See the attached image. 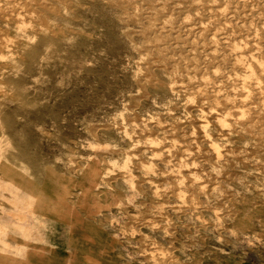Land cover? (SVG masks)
Segmentation results:
<instances>
[{
    "label": "rangeland",
    "instance_id": "1",
    "mask_svg": "<svg viewBox=\"0 0 264 264\" xmlns=\"http://www.w3.org/2000/svg\"><path fill=\"white\" fill-rule=\"evenodd\" d=\"M225 1L0 0V186L41 189L65 202L75 225L74 239L61 226L33 237L22 264H39L36 252L51 264H264V0ZM9 195L0 191V210ZM56 217L36 226L50 229ZM84 220L95 242L84 239ZM14 242L4 245L15 251Z\"/></svg>",
    "mask_w": 264,
    "mask_h": 264
},
{
    "label": "bare ground",
    "instance_id": "2",
    "mask_svg": "<svg viewBox=\"0 0 264 264\" xmlns=\"http://www.w3.org/2000/svg\"><path fill=\"white\" fill-rule=\"evenodd\" d=\"M14 1H16V0H14ZM225 1V0H224ZM261 1V0H260ZM18 2V1H17ZM225 2H227V1H225ZM240 2H242V1H240ZM243 2H244V0H243ZM242 2V3H243ZM38 3H40V2H38ZM6 4V3H5ZM228 4V3H227ZM244 4V3H243ZM0 5H1V3H0ZM224 5H226V4H224ZM256 5V4H255ZM12 8V7H11ZM200 8V7H199ZM217 9H219L218 7H216ZM215 8V9H216ZM159 9V8H158ZM208 9H210V8H208ZM214 8H213V10H215ZM216 9V11L217 12H219L218 10ZM212 10V9H211ZM224 11V10H223ZM192 12V11H191ZM209 12L211 13V11L209 10ZM213 12V11H212ZM220 12H222V10L220 11ZM242 12V11H241ZM24 13V12H23ZM20 14V13H19ZM30 14V13H29ZM42 14V13H41ZM131 14V13H130ZM171 14V13H170ZM220 14V13H219ZM222 14V13H221ZM220 14V15H221ZM16 15V14H15ZM39 15V14H38ZM134 15V14H133ZM165 15V14H164ZM237 15V14H236ZM250 15V14H249ZM261 15V14H260ZM17 16V15H16ZM184 16V15H183ZM211 16V15H210ZM224 16V15H223ZM222 16V17H223ZM238 16V15H237ZM9 17V16H8ZM165 17V16H164ZM215 17V16H214ZM221 17V16H220ZM220 17H218L219 18V20H220ZM11 17H9V19H10ZM19 18V17H18ZM17 18V19H18ZM163 18V17H162ZM168 18V17H167ZM170 18V17H169ZM23 19V18H22ZM146 19V18H145ZM164 19V18H163ZM215 19V18H214ZM248 19V18H247ZM252 19V18H251ZM8 20V19H7ZM219 20H218V22H219ZM238 20H239V18H238ZM258 20V19H257ZM9 21V20H8ZM23 21V20H22ZM29 21H30V19H29ZM127 22V21H126ZM221 22H224V21H221ZM243 22V21H242ZM25 23V22H24ZM32 23V22H31ZM136 23V22H135ZM187 23V22H186ZM17 24V23H16ZM23 24V23H22ZM188 24H189V22H188ZM198 24V23H197ZM211 24H213L212 22H211ZM19 25V24H18ZM27 25V24H26ZM29 25V24H28ZM47 25V24H46ZM160 25V24H159ZM193 25V24H192ZM203 25V24H202ZM206 25V24H205ZM220 25V24H219ZM218 25V26H219ZM224 25V24H223ZM222 25V26H223ZM226 25V24H225ZM224 25V26H225ZM246 25V24H245ZM177 26V25H176ZM186 26V25H185ZM200 26V25H199ZM213 26V25H212ZM254 26V25H253ZM264 26V25H263ZM20 27H23L22 25H19L18 26V28H20ZM30 27V26H29ZM28 27V28H29ZM162 27V26H161ZM161 27H157V28H161ZM189 27V26H188ZM202 27V26H201ZM186 28V27H185ZM219 28V27H218ZM228 29V28H227ZM263 29H264V27H263ZM26 30V29H25ZM168 29H166V31H167ZM190 30V29H189ZM207 30V29H206ZM215 30H216V28H215ZM214 30V31H215ZM231 30V29H230ZM249 30V29H248ZM185 31V30H184ZM197 31H198V29H197ZM209 31V30H208ZM227 31V30H226ZM232 31V30H231ZM252 31V30H251ZM156 32H158V29L156 30ZM201 32H202V30H201ZM225 32V31H224ZM264 32V31H263ZM174 33V32H173ZM190 33V32H189ZM196 33V32H195ZM222 33V32H221ZM252 33V32H251ZM254 33V32H253ZM257 33V32H256ZM176 34V33H175ZM212 34V33H211ZM210 34V35H211ZM215 34V32L212 34V36ZM225 34H227V32L225 33ZM224 34V35H225ZM248 34V33H247ZM264 34V33H263ZM262 34V35H263ZM159 35V34H158ZM223 35V34H222ZM228 35V34H227ZM231 35H232V33H231ZM246 35V34H245ZM226 36V35H225ZM243 36V35H242ZM248 36V35H247ZM251 36V35H250ZM254 36H256V34L254 35ZM257 36H258V33H257ZM260 36V35H259ZM264 36V35H263ZM174 37V36H173ZM183 37V36H182ZM215 37V36H214ZM218 36H216V38H217ZM227 37V36H226ZM233 37V36H232ZM240 37V36H239ZM5 38V37H4ZM6 38H8V37H6ZM251 38H252V36H251ZM264 38V37H263ZM217 39H219V38H217ZM236 39H238V38H236ZM248 39H250V38H248ZM247 39V40H248ZM252 39H254L255 40V38H252ZM5 40H7V39H5ZM12 40H13V38H12ZM213 40H215V39H213ZM243 40V39H242ZM258 40V39H257ZM264 40V39H263ZM216 41V40H215ZM229 41V40H228ZM237 41H239V39L237 40ZM244 41V40H243ZM246 41V40H245ZM250 41H251V39H250ZM249 41V42H250ZM6 42V41H5ZM221 42V40L219 41V43ZM236 42V41H235ZM247 42V41H246ZM248 42V43H249ZM7 43V42H6ZM193 43V42H192ZM218 43V42H217ZM218 43V44H219ZM232 43H233V40H232ZM248 43H246V44H248ZM254 43V42H253ZM252 43V44H253ZM259 43V42H258ZM3 44H4V42H3ZM238 44H239V42H238ZM240 44H241V42H240ZM243 44V43H242ZM246 44H243V45H246ZM14 45V44H13ZM216 45V44H215ZM221 45V44H220ZM236 45V44H235ZM249 45V44H248ZM254 45V44H253ZM212 46V45H211ZM238 46H242V45H238ZM255 46V45H254ZM198 47V46H197ZM201 47V46H200ZM243 47V46H242ZM194 48V47H193ZM206 48V47H205ZM245 48V47H244ZM243 48V49H244ZM248 48V47H247ZM256 48H257V46H256ZM8 49V48H7ZM212 49V48H211ZM210 49V50H211ZM242 49V50H243ZM240 50H241V47H240V49H239V51L237 52V50H236V52L237 53H239L240 52ZM8 51H9V49H8ZM207 51V50H206ZM212 51V50H211ZM251 51H252V49H251ZM256 51V50H255ZM214 52V51H213ZM263 52V51H262ZM217 53V52H216ZM228 53V52H227ZM245 53V52H244ZM252 53V52H251ZM260 53V52H259ZM264 53V52H263ZM148 54V53H147ZM193 54H194V52H193ZM230 54V53H229ZM242 54V53H241ZM246 54H248V53H245V55ZM254 54V53H253ZM253 54H251L252 56H249L250 58L249 59H251L250 61H253L254 59H255V57H253ZM145 55V54H144ZM207 55V54H206ZM228 55V54H227ZM231 55H232V53H231ZM230 55V56H231ZM236 55V54H235ZM249 55V54H248ZM248 55H247V57H248ZM13 56V55H12ZM205 56V55H204ZM233 56V55H232ZM237 57V56H236ZM240 57V56H239ZM242 57V56H241ZM244 57V56H243ZM258 57V56H257ZM259 58V57H258ZM157 59V58H156ZM232 59H234V57L232 58ZM236 59H238V58H235L234 60L236 61ZM248 59V58H247ZM160 60V59H159ZM192 60V59H191ZM220 61H221V58L219 59ZM238 60H241V58H239ZM256 60H257V58H256ZM255 60V61H256ZM250 61H248L249 63H250ZM255 61H253V62H251V63H254ZM258 61V60H257ZM256 61V62H257ZM263 61V60H262ZM141 62V61H140ZM151 62V61H150ZM192 62V61H191ZM222 62V61H221ZM245 62V61H244ZM259 62V61H258ZM236 63V62H235ZM240 63V62H239ZM241 63H243V62H241ZM184 64V63H183ZM248 64V63H247ZM257 64H260V63H257ZM257 64L255 65V66H257ZM172 65V64H171ZM238 65V64H237ZM244 65V64H243ZM246 65V64H245ZM251 65V64H250ZM148 66V65H147ZM179 66V65H178ZM239 66V65H238ZM247 66V65H246ZM252 66H254V65H252ZM262 66H264V61H263V64H262ZM145 67H146V65H145ZM184 67V66H183ZM241 67V66H240ZM245 67V66H244ZM250 67V66H249ZM258 67V66H257ZM237 68H239V67H237ZM243 68V67H242ZM254 68V67H253ZM259 68V67H258ZM257 68V69H258ZM255 69V68H254ZM261 70L263 69V68H260ZM236 70V69H235ZM248 70V69H247ZM259 70V69H258ZM264 70V69H263ZM254 71H256V70H252V72L251 73H255ZM137 73V72H136ZM175 73V72H174ZM173 73V74H174ZM180 73V72H179ZM234 73V72H233ZM241 73V72H240ZM243 73H246V72H243ZM250 73V72H249ZM257 74H258V71L256 72ZM202 74V73H201ZM214 74H216V73H213V75ZM237 74V73H236ZM257 74H254V75H256L257 76ZM142 75V74H141ZM149 75V74H148ZM188 75V74H187ZM244 75H246V74H244ZM249 74H247V77L248 78H252L253 77V75H252V77L249 75ZM135 76V75H134ZM173 76V75H172ZM179 76H181V75H179ZM211 76H212V74H211ZM241 76V75H240ZM154 77H155V75H154ZM170 77V76H169ZM213 77V76H212ZM214 77H215V75H214ZM217 77V76H216ZM261 77V76H260ZM260 77L258 78V80L260 79ZM243 78H245L244 80H243ZM264 78V77H263ZM145 79V78H144ZM172 79V78H171ZM211 81H212V79H210ZM242 80L245 82V81H248L247 80V78H246V76L245 77H242ZM253 80H254V77H253ZM237 81V80H236ZM240 81V80H239ZM242 81V82H243ZM255 81V80H254ZM261 81V80H260ZM144 82V81H143ZM143 82H141V83H143ZM156 82V81H155ZM191 82V81H190ZM241 82V81H240ZM243 82V83H244ZM264 82V81H263ZM172 83V82H171ZM187 83V82H186ZM201 83V82H200ZM238 83V82H237ZM243 83H241V85L243 84ZM247 83V82H246ZM246 83L245 84H243V86L244 85H246ZM251 83V82H250ZM255 83V82H254ZM260 83H262V81L260 82ZM256 84V83H255ZM172 85V84H171ZM173 85H174V83H173ZM176 85V84H175ZM178 85H180V84H178ZM200 85V84H199ZM198 85V86H199ZM206 85V84H205ZM248 85V84H247ZM246 85V87H244L245 89L247 88V87H249V86H247ZM252 86H254V84H251ZM256 85H258V84H256ZM260 85V84H259ZM258 85V86H259ZM264 85V84H263ZM177 86V85H176ZM181 86V85H180ZM197 86V90H198V87ZM242 86V87H243ZM172 87V86H171ZM174 87V86H173ZM172 87V88H173ZM179 87V86H178ZM178 87H177V89H178ZM201 87V86H200ZM241 87V86H240ZM241 87V88H242ZM251 87V86H250ZM255 87V86H254ZM174 88H176V87H174ZM181 88V87H180ZM194 88H195V85H194ZM221 88H223V87H221ZM199 89H201V88H199ZM203 89V88H202ZM218 88H216V90H214V91H218L217 90ZM238 89V88H237ZM245 89H243V91H246ZM247 89H249V88H247ZM256 89V88H255ZM210 90H211V87H210ZM213 90L212 91H210V92H213ZM220 90V89H219ZM262 90V89H261ZM175 91H177V90H175ZM200 91V93H201V90H199ZM199 91H198V93H199ZM231 91V90H230ZM242 91V90H241ZM255 91H257V90H255ZM173 92V91H172ZM206 92H207V90H206ZM209 92V93H210ZM222 92V91H221ZM223 92H224V90H223ZM233 92V91H232ZM240 92V91H239ZM1 93V92H0ZM199 93V94H200ZM208 93V92H207ZM219 93H220V91H219ZM219 93H218V95H219ZM225 93H227V91L225 92ZM224 93V94H225ZM244 93H246L245 94V96L246 95H248V93L247 92H244ZM264 93V92H263ZM203 94V93H202ZM201 94V95H202ZM206 94V93H205ZM211 94V93H210ZM214 94V92L211 94V95H213ZM223 94V95H224ZM228 94V93H227ZM231 94V93H230ZM249 94H252V93H249ZM3 95V94H2ZM181 95V94H180ZM197 95V94H196ZM215 96H218L217 94H214ZM213 95V96H214ZM222 95V94H221ZM233 95V94H232ZM202 96H204V95H202ZM208 96H209V94H208ZM214 96V97H215ZM229 96H231V95H229ZM244 96V95H243ZM242 96V97H243ZM244 96V97H245ZM225 97V96H224ZM233 97V96H232ZM236 97V96H235ZM247 97V96H246ZM251 98V96H249L248 95V98ZM256 97V96H255ZM202 98H204V97H202ZM206 98V97H205ZM204 98V99H205ZM212 99H213V97H211ZM210 98V99H211ZM227 98V97H226ZM230 98V97H229ZM236 98H238V97H236ZM223 99V101H224V98H222ZM228 99V98H227ZM258 99V98H257ZM261 99V98H260ZM214 100V99H213ZM226 100V99H225ZM229 100V99H228ZM227 100V101H228ZM233 100H235V99H233ZM241 100L242 99H240V100H237V101H239V103L241 102ZM189 101H190V99H189ZM195 101V100H194ZM220 101V100H219ZM244 101H246L247 102V100H245L244 99ZM255 101H256V99H255ZM259 101V100H258ZM203 102V101H202ZM205 102H206V100H205ZM212 102V101H211ZM210 102V103H211ZM230 102H231V99H230ZM229 102V103H230ZM245 102V103H246ZM251 102V101H250ZM253 102V101H252ZM214 103V102H213ZM238 103V102H237ZM237 104V105H240V104ZM248 103H249V100H248ZM202 104V103H201ZM205 104H207V102L205 103ZM226 104V103H225ZM228 104V103H227ZM190 105V104H189ZM237 105H235V106H237ZM251 105V104H250ZM250 105H248V106H246V107H248L249 109H250ZM260 105V104H259ZM202 106V105H201ZM206 106V105H205ZM233 106H234V104H233ZM222 107H223V105H222ZM229 105H228V108L227 109H229ZM221 108V107H220ZM232 108V107H231ZM240 108V107H239ZM242 108V107H241ZM244 108V110H246L247 108H245V107H243ZM242 108V109H243ZM261 108H264V107H261ZM226 109V110H227ZM200 111H203V110H201V108L199 109ZM206 110V109H205ZM208 110V109H207ZM225 110V111H226ZM231 110V109H230ZM229 110V112H227V113H232V111H230ZM234 111H235V108H234ZM240 111V113L241 114H243V110H242V112H241V110H239ZM239 111L237 112V113H239ZM222 112V111H221ZM236 112V111H235ZM245 112V111H244ZM204 112H201V114L200 115H202ZM246 113V112H245ZM257 113V112H256ZM209 114H210V112H209ZM214 114V113H213ZM223 115L222 116H224V113H222ZM228 115V114H227ZM227 115H225L226 117H227ZM236 115V114H235ZM234 115V116H235ZM238 115V114H237ZM249 115V114H248ZM203 116V115H202ZM210 116H212L211 114H210ZM217 116V115H216ZM216 116H213L214 118L216 117ZM224 116V117H225ZM239 116V115H238ZM241 116V115H240ZM242 116H244V114L242 115ZM191 117V116H190ZM207 117V116H206ZM205 117V118H206ZM231 118V115L230 116H228L227 118ZM202 118V117H201ZM200 118V119H201ZM210 118V117H209ZM218 118H220L221 119V116L220 117H218ZM217 117H216V119H218ZM239 118V117H238ZM245 118V117H244ZM198 119V118H197ZM240 119H241V117H240ZM239 119V120H240ZM204 120H206V119H203V122H204ZM208 120V119H207ZM225 120V119H224ZM224 120H222L221 122H219L218 120V122L219 123H225L226 121H224ZM232 120V119H231ZM257 120V119H256ZM158 121V120H157ZM156 121V122H157ZM200 121V120H199ZM202 121V120H201ZM200 121V122H201ZM211 121V120H210ZM233 121V120H232ZM242 121V120H241ZM254 121V120H253ZM133 122V121H132ZM143 122V121H142ZM206 122V121H205ZM228 122V121H227ZM239 122V121H238ZM147 123V122H146ZM162 123V122H161ZM233 123H235V122H233ZM237 123V122H236ZM243 123V122H242ZM158 124V123H157ZM160 124V123H159ZM206 124H208V123H205V125ZM216 124H218V123H216ZM252 124V123H251ZM125 125H126V123H125ZM161 125V124H160ZM160 125H158V127L160 126ZM197 125V124H196ZM202 125H203V123H202ZM221 125V124H220ZM219 124H218V126H220ZM238 125H239V123H238ZM123 126H124V124H123ZM146 126H148V125H146ZM145 126V127H146ZM164 126V125H163ZM162 125L160 126V128L162 127V128H164ZM207 126V125H206ZM209 126H211V125H208V127ZM222 126V125H221ZM220 126V127H221ZM234 126V125H233ZM246 126H248V125H246ZM199 126H197V128H198ZM226 127V126H225ZM225 127H221V128H225ZM161 128V129H162ZM182 128V127H181ZM249 128V127H248ZM98 129H100V128H98ZM164 129H166V128H164ZM227 129V128H226ZM242 129V128H241ZM122 130H123V128H122ZM205 130V129H204ZM225 130V129H224ZM124 131V130H123ZM126 131V130H125ZM124 131V132H125ZM129 131V130H128ZM197 131V130H196ZM195 131V132H196ZM206 131V130H205ZM215 131V130H214ZM213 131V132H214ZM226 131V130H225ZM127 132V131H126ZM132 132V131H131ZM166 132V131H165ZM171 132V131H170ZM195 132H193V133H195ZM201 132V131H200ZM224 132V131H223ZM237 132V131H236ZM175 133V132H174ZM201 133H203V132H201ZM215 133H217V132H215ZM227 133H229V132H227ZM204 134V133H203ZM155 135H157V134H155ZM166 135V134H165ZM191 135V134H190ZM220 135H222V134H220ZM160 136V135H159ZM194 136H195V134H194ZM209 136V135H208ZM214 136V135H213ZM228 136H229V134H228ZM128 137V136H127ZM205 137H206V135H205ZM210 137V136H209ZM218 137H219V135H218ZM147 138V137H146ZM163 138H164V136H163ZM225 137L223 136V139H224ZM156 139H157V136H156ZM226 139V138H225ZM139 140V139H138ZM209 140V139H208ZM220 140V139H219ZM152 141V140H151ZM203 141V140H202ZM149 142V141H148ZM167 142H169V141H167ZM194 142V141H193ZM150 143V142H149ZM154 144H155V142H153ZM172 143H174V142H172ZM219 143V142H218ZM152 144V143H151ZM255 144V143H254ZM262 144V143H261ZM136 145V144H135ZM157 145V144H156ZM219 145V144H218ZM151 146V145H150ZM155 146V145H154ZM163 146V145H162ZM164 146H165V144H164ZM229 146V145H228ZM108 147V146H107ZM152 147V146H151ZM157 147V146H156ZM158 147H160V145H158ZM157 147V148H158ZM169 147V146H168ZM210 147H212V146H210ZM258 147V146H257ZM156 148V149H157ZM146 149V148H145ZM149 149V148H148ZM151 149V148H150ZM178 149V148H177ZM185 149V148H184ZM187 149V148H186ZM0 150H2V149H0ZM164 150H165V148H164ZM180 150H182V148L180 149ZM217 150V148H215L214 149V152ZM151 151V150H150ZM162 151H163V149L161 150V152H159V153H162ZM220 151V150H219ZM218 151V152H219ZM137 152V151H136ZM164 152H166V151H164ZM170 152V151H169ZM168 152V150H167V154L168 155H171L170 153ZM184 152V151H183ZM199 152V151H198ZM205 152V151H204ZM203 152V153H204ZM129 153V152H128ZM156 153L158 154V152L156 151ZM221 153V152H220ZM262 153V152H261ZM131 154L132 153H130V156H131ZM137 154V153H136ZM156 154V155H157ZM165 155H166V153H164ZM219 154V153H218ZM225 154V153H224ZM140 155V154H139ZM138 155V156H139ZM152 155V154H151ZM161 155V154H160ZM159 155V156H160ZM180 155V154H179ZM188 155V154H187ZM190 155L191 154H189V157H190ZM221 155H222V153H221ZM220 155V156H221ZM127 156H129V155H127ZM130 156L129 157H126V159H125V161L123 162V168H124V170H125V168H126V170L127 171H130V169L129 168H127L128 167V165H130L131 163H129V162H132L131 160H130ZM132 156H133V154H132ZM153 156V155H152ZM152 156H151V158H152ZM155 156V155H154ZM153 156V157H154ZM228 156V155H227ZM157 157H158V155H157ZM161 157V156H160ZM160 157H159V159H160ZM163 157V156H162ZM170 157V156H169ZM181 157V156H180ZM188 157V156H187ZM132 158V157H131ZM135 158H136V156H135ZM150 158V159H151ZM217 158V157H216ZM255 158V157H254ZM155 159V158H154ZM180 159L181 158H179V161H180ZM182 159H183V157H182ZM187 159V158H186ZM221 159V158H220ZM231 159V158H230ZM245 159V158H244ZM72 160V159H71ZM185 160V159H184ZM183 160V161H184ZM188 160V159H187ZM186 160V161H187ZM193 160H194V158H193ZM232 160V159H231ZM171 161V160H170ZM169 161V162H170ZM178 161V162H179ZM183 161L181 160V162L180 163H183ZM165 162H168V161H165ZM168 162V164H166L165 163V165H169L170 163ZM175 162H177V161H175ZM189 162H191V161H189ZM188 162V163H189ZM110 163H112V162H110ZM113 163H116V162H114L113 161ZM141 163V162H140ZM160 163V162H159ZM173 163V162H172ZM171 163V164H172ZM194 164H195V162H193ZM216 163V162H215ZM74 164V163H73ZM144 163H142V165H143ZM154 164V163H153ZM152 164V165H153ZM164 164V163H163ZM175 164V163H174ZM183 164H185V162L183 163ZM193 164V166H195ZM246 164V163H245ZM252 164V163H251ZM71 165V164H70ZM108 165H109V163H108ZM112 164H110V166H111ZM117 165V164H116ZM141 164H140V166H142ZM148 165H149V163H148ZM157 165V164H156ZM190 165H192V162H191V164ZM189 164H188V168L189 167H191L192 168V166H190ZM227 165V164H226ZM113 166V165H112ZM140 166L138 167V169L140 168ZM150 167L149 168H151V165H149ZM155 166V165H154ZM170 166V165H169ZM176 166V165H175ZM6 167V166H5ZM130 167V166H129ZM170 167H172V166H170ZM78 168V167H77ZM115 168V167H114ZM123 168L121 169V170H123ZM136 168V167H135ZM143 167H141V169H142ZM146 167H145V165H144V168L141 170V171H143V170H146L145 169ZM148 168V167H147ZM152 168H154L155 169V167H153L152 166ZM175 168V167H174ZM187 168V169H188ZM195 169L197 168V165H196V167H194ZM156 169H157V167H156ZM185 169V168H184ZM90 172L88 173V176H87V179H89V180H91L90 181V183H91V185L87 188V190H88V193L90 194V191H91V189L93 188V187H95V184H96V182H97V179H99L100 178V176H101V173H100V171H99V167H98V165H96V167H94V168H91L90 167ZM132 170V169H131ZM152 170V169H151ZM172 170V169H171ZM170 170V171H171ZM174 170V169H173ZM109 171V170H108ZM119 171H120V169H119ZM156 171H158V169L156 170ZM180 171H182V170H180ZM178 172V173H181V172ZM195 171V170H194ZM24 172V171H23ZM107 172V171H106ZM110 172V171H109ZM112 172V171H111ZM130 172H133V170L132 171H130ZM129 172V173H130ZM159 172V171H158ZM173 172H175V171H173ZM2 173V172H1ZM5 173H6V176L7 177H12L13 175H11L12 173H11V170L10 169H7V170H5ZM5 173H3V174H5ZM105 173V172H104ZM113 173H115V172H113ZM113 173H111V174H113ZM121 174L123 173V172H120ZM134 173V172H133ZM145 173V172H144ZM150 173H151V171H150ZM155 173H157V172H155ZM160 174L162 173V172H159ZM158 173V174H159ZM164 173V175L163 176H165V175H167V173L166 172H163ZM166 173V174H165ZM170 173V175H171V173L172 172H169ZM168 173V174H169ZM177 173V172H176ZM192 173V172H191ZM24 174V173H23ZM27 174V173H26ZM26 174H24L25 176H26ZM71 174V173H70ZM106 174H108V172L106 173ZM116 174V173H115ZM125 174V173H124ZM128 174V173H127ZM153 174V173H152ZM157 174V175H158ZM193 174V173H192ZM195 174V173H194ZM229 174V173H228ZM126 175V174H125ZM130 175H132V174H130ZM130 175L128 176V178H126L125 176H124V178H126L127 180L128 179H134V177H131V178H129L130 177ZM141 175V174H140ZM151 175V174H150ZM156 174H154V176H155ZM178 175V174H177ZM4 176V175H3ZM84 176H85V173H84ZM110 176V175H109ZM118 176V175H117ZM139 176V175H138ZM161 176V175H160ZM172 176V175H171ZM174 176H176V174L174 175ZM173 176V177H174ZM182 176V175H181ZM198 176V175H197ZM103 177V176H102ZM101 177V178H102ZM116 177V176H115ZM120 177V176H119ZM136 177V176H135ZM157 177V176H156ZM190 177H193V175L192 176H190ZM189 177V178H190ZM120 178H122V176L120 177ZM148 178V177H147ZM176 178H178V177H176ZM185 178V181L187 180V178H188V175H187V178L186 177H184ZM183 177H182V179H184ZM195 178V177H194ZM208 178H209V176H208ZM207 178V179H208ZM239 178V177H238ZM2 179V178H1ZM138 179V178H137ZM163 179H165V178H163ZM206 179V180H207ZM144 180H148V179H144ZM159 180V179H158ZM168 180V179H167ZM177 180V179H176ZM193 180V179H192ZM103 181V180H102ZM160 181V180H159ZM183 181L184 180H182L181 182H179L180 184H182L183 183ZM188 181V180H187ZM190 181V180H189ZM194 181H196V180H194ZM203 181V180H202ZM2 182V181H1ZM134 182V181H133ZM132 182V183H133ZM142 182H143V180H142ZM154 182H156V180L154 181ZM160 182H162V181H160ZM173 182V181H172ZM193 182V181H192ZM191 182V183H192ZM208 182V181H207ZM141 183V182H140ZM145 183V182H144ZM186 183V182H185ZM185 183H183V184H185ZM14 184V183H13ZM13 184L12 183H8L7 185L5 184H3V185H1L0 186V189L1 190H4V189H6V190H8V192L10 193V195L8 196V200L7 199H5V198H3V199H5L6 201H4V202H2L3 204L2 205H4L3 207H2V209L0 210V244L3 242V244H1L0 245V264H22V263H24V254H26V249H27V247H28V244L30 243V241H31V239H33V237L35 238V237H37V239L40 241L41 239H43V240H45V239H47L46 237H47V231L48 230H51V229H53V228H55L56 226H61V228H63V229H65V230H67V231H70V233H71V238L72 239H74L75 238V236H72L73 235V226L72 225H74V224H70L69 222H68V219L66 218L67 216L65 215V214H67V213H69V210L68 209H66V208H64V204L63 203H65V202H63V201H61V200H59V201H57V202H55V201H53V200H51L50 199V197L47 195V194H44L42 191H41V189H38V188H36V187H33V186H30V188L29 189H27L26 191H24V192H21L20 191V189L18 188V187H16V186H13ZM25 184V183H24ZM26 184H28V183H26ZM131 184V183H130ZM134 184H136V183H134ZM159 184V183H158ZM163 184H164V182H163ZM200 184V183H199ZM162 185V184H161ZM165 185V184H164ZM170 185H172V184H170ZM189 185H191L190 184V182H189ZM201 185H203V184H200L199 186V188H200V190H201ZM181 186V185H180ZM179 186V187H180ZM7 187V188H6ZM157 187V186H156ZM174 187V186H173ZM182 187H183V185H182ZM189 187V186H188ZM133 188V187H132ZM161 188V187H160ZM181 188V187H180ZM179 188V189H180ZM198 188V189H199ZM157 189V188H156ZM159 189V188H158ZM174 189V188H173ZM181 189H183L184 190V188H181ZM203 189V188H202ZM0 190V191H1ZM87 190L85 191V193L87 194ZM162 190H163V188H162ZM205 190H206V188H205ZM212 190V189H211ZM156 191H159V190H156ZM164 191V190H163ZM178 191V190H177ZM160 192V191H159ZM173 192V191H172ZM180 192V191H179ZM179 192H177V194H178V197L182 194L181 192H180V195H179ZM5 193V192H4ZM67 194L68 193V191H66V190H58L57 192H56V195L57 196H59V198L60 199H64V196H65V194ZM156 193V192H155ZM158 193V192H157ZM156 193V195H158ZM175 193V192H174ZM173 193V194H174ZM184 193H185V191H184ZM211 193H213L212 191H211ZM169 194V193H168ZM187 194V193H186ZM209 194H210V192H209ZM94 195V194H93ZM122 195V194H121ZM160 195H161V193H160ZM175 195V194H174ZM182 195H184V194H182ZM211 195V194H210ZM153 196V195H152ZM175 196H177V195H175ZM212 196V195H211ZM2 197V196H1ZM1 197H0V199H1ZM207 197V196H206ZM52 198V197H51ZM181 197H179V199H180ZM184 199H185V197H183ZM183 198H181L182 200H180V201H184V199ZM195 198V197H194ZM243 198V197H242ZM189 199H190V197H189ZM217 200V199H216ZM229 200H230V198H229ZM189 201V200H188ZM181 203H183V202H181ZM184 204H185V206H186V204L187 203H185V201H184ZM183 204V205H184ZM157 205V204H156ZM189 205V204H188ZM193 205H195V204H193ZM58 206H60V207H58ZM224 206V205H223ZM1 207V206H0ZM62 207V208H61ZM190 207L192 208V206L190 205ZM195 207V206H194ZM18 209L19 211L20 210H23L21 213H19V212H17L16 210H14V209ZM186 208H189L188 206H186ZM196 208V207H195ZM180 209V208H179ZM250 210V209H249ZM183 212H184V210H182ZM195 211V210H194ZM149 212V211H148ZM198 212V211H197ZM50 215H53L54 217L55 216H57L56 218L57 219H59V220H55L56 222H52V221H49L48 223H50V225H51V228L50 229H47L46 227L45 228H39V227H37L36 225H37V223L39 222V216H44V217H49ZM233 217V216H232ZM131 218V217H130ZM66 220V221H65ZM41 221V220H40ZM202 221V220H201ZM84 222V224H82V230H85V232H84V239L85 240H87L89 243H92V242H95V240L93 239V237H92V235L91 234H88L87 232H89V229L87 228L86 229V227L88 226V225H86L87 224V221H83ZM139 223V222H138ZM206 224H208V223H206ZM157 225V224H156ZM75 226V225H74ZM85 228V229H84ZM129 228V227H128ZM189 229V228H188ZM87 231V232H86ZM142 235V234H141ZM182 236V235H181ZM144 237V236H143ZM250 237V236H249ZM7 239H14V243L15 244H17L18 246L16 247L17 248V250L16 249H14L13 247V250H15V251H10V250H8V248L10 249V247H8V248H6V246L7 245H4L5 244V242L7 241ZM181 240V239H180ZM139 241H140V239H139ZM144 241V240H143ZM87 242V243H88ZM44 243V242H43ZM141 243H142V240H141ZM32 246V245H31ZM45 246H47V245H45ZM149 247V246H148ZM152 248V247H151ZM44 249V248H43ZM50 250V249H49ZM112 253V252H111ZM110 253V254H111ZM48 254V253H47ZM167 254V253H166ZM108 255V254H107ZM150 255V254H149ZM156 255V254H155ZM164 255V254H163ZM86 257L89 259V260H91L90 258H92L90 255H88V254H86ZM146 257V256H145ZM158 257V256H157ZM165 257V256H164ZM31 258H33V259H38V261H39V264H51L52 262H54L53 260L52 261H50L49 259H47L48 257H44V256H40V253L39 252H36V253H34V254H32L31 255ZM59 260V259H58ZM147 260H149V259H147ZM146 260V261H147ZM46 261H48V262H46ZM173 261V260H172ZM51 262V263H50ZM159 262V261H158ZM100 264V263H99ZM102 264V263H101ZM157 264V263H156Z\"/></svg>",
    "mask_w": 264,
    "mask_h": 264
},
{
    "label": "crops",
    "instance_id": "3",
    "mask_svg": "<svg viewBox=\"0 0 264 264\" xmlns=\"http://www.w3.org/2000/svg\"><path fill=\"white\" fill-rule=\"evenodd\" d=\"M231 264H236V263H231ZM239 264H255V263H252V262H245V263H239Z\"/></svg>",
    "mask_w": 264,
    "mask_h": 264
}]
</instances>
